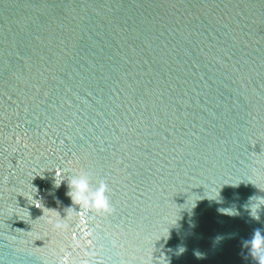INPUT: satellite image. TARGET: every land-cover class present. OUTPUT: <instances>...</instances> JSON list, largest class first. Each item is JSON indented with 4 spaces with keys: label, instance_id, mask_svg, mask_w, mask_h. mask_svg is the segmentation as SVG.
<instances>
[{
    "label": "water",
    "instance_id": "95a60500",
    "mask_svg": "<svg viewBox=\"0 0 264 264\" xmlns=\"http://www.w3.org/2000/svg\"><path fill=\"white\" fill-rule=\"evenodd\" d=\"M260 198L264 0H0V264H256Z\"/></svg>",
    "mask_w": 264,
    "mask_h": 264
},
{
    "label": "clouds",
    "instance_id": "9594fccd",
    "mask_svg": "<svg viewBox=\"0 0 264 264\" xmlns=\"http://www.w3.org/2000/svg\"><path fill=\"white\" fill-rule=\"evenodd\" d=\"M63 179L59 180L57 186H59ZM67 180L69 188L67 195L71 197L74 204L79 205L80 209L93 211L98 214H109L113 211L109 198L105 195L108 187L103 180L99 182V187L95 190H92L86 175H71ZM260 200L264 201V198H260ZM48 222L52 224L53 228H60L63 219L55 221L49 219ZM262 231L264 230L260 228L255 229L252 237L243 241L244 245L249 248V254L256 261V264H264V234H262ZM68 255L66 253L61 258L60 264H68ZM196 255L199 256L198 253Z\"/></svg>",
    "mask_w": 264,
    "mask_h": 264
}]
</instances>
